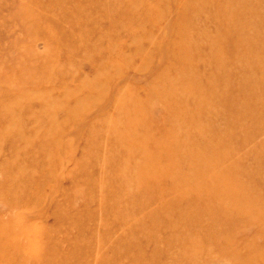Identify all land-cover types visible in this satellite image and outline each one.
<instances>
[{"label": "rangeland", "instance_id": "obj_1", "mask_svg": "<svg viewBox=\"0 0 264 264\" xmlns=\"http://www.w3.org/2000/svg\"><path fill=\"white\" fill-rule=\"evenodd\" d=\"M0 264H264V0H0Z\"/></svg>", "mask_w": 264, "mask_h": 264}]
</instances>
